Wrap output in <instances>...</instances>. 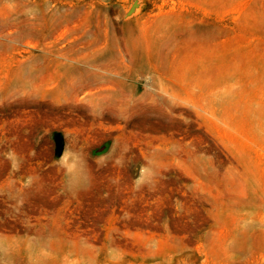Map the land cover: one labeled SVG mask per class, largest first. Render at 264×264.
<instances>
[{"label": "rangeland", "instance_id": "obj_1", "mask_svg": "<svg viewBox=\"0 0 264 264\" xmlns=\"http://www.w3.org/2000/svg\"><path fill=\"white\" fill-rule=\"evenodd\" d=\"M0 264H264V0H0Z\"/></svg>", "mask_w": 264, "mask_h": 264}]
</instances>
